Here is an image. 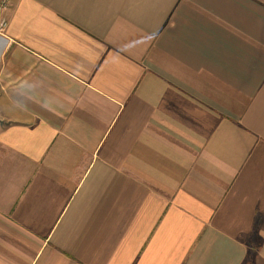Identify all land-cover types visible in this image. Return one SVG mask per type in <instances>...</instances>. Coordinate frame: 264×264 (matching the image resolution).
<instances>
[{"label": "crops", "instance_id": "obj_1", "mask_svg": "<svg viewBox=\"0 0 264 264\" xmlns=\"http://www.w3.org/2000/svg\"><path fill=\"white\" fill-rule=\"evenodd\" d=\"M0 264H264V0H14Z\"/></svg>", "mask_w": 264, "mask_h": 264}, {"label": "built area", "instance_id": "obj_2", "mask_svg": "<svg viewBox=\"0 0 264 264\" xmlns=\"http://www.w3.org/2000/svg\"><path fill=\"white\" fill-rule=\"evenodd\" d=\"M14 0H0V34H4L10 22Z\"/></svg>", "mask_w": 264, "mask_h": 264}]
</instances>
